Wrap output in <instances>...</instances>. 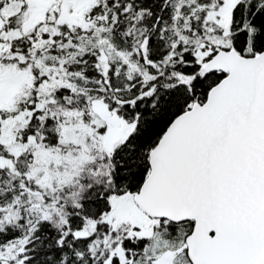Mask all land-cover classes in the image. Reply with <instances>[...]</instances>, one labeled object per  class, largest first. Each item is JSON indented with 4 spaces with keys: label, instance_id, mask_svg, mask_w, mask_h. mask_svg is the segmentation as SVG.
Instances as JSON below:
<instances>
[{
    "label": "snow or ice",
    "instance_id": "1",
    "mask_svg": "<svg viewBox=\"0 0 264 264\" xmlns=\"http://www.w3.org/2000/svg\"><path fill=\"white\" fill-rule=\"evenodd\" d=\"M0 264H264V0H0Z\"/></svg>",
    "mask_w": 264,
    "mask_h": 264
}]
</instances>
